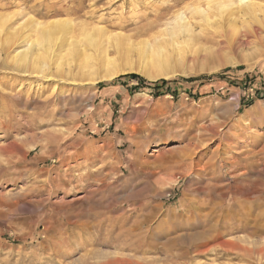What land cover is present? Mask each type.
<instances>
[{
    "label": "rangeland",
    "instance_id": "obj_1",
    "mask_svg": "<svg viewBox=\"0 0 264 264\" xmlns=\"http://www.w3.org/2000/svg\"><path fill=\"white\" fill-rule=\"evenodd\" d=\"M240 6L0 0V264H264V10ZM26 18L72 20V77L5 63Z\"/></svg>",
    "mask_w": 264,
    "mask_h": 264
},
{
    "label": "bare ground",
    "instance_id": "obj_2",
    "mask_svg": "<svg viewBox=\"0 0 264 264\" xmlns=\"http://www.w3.org/2000/svg\"><path fill=\"white\" fill-rule=\"evenodd\" d=\"M207 1H209V3H210L213 0H207ZM237 1L239 2V5H241L240 6L241 10L244 12L250 11L249 9L253 8L256 5H258L260 7V9L264 10V6L260 5V3L256 2V1H253V0H237ZM193 5H195V4H193ZM201 5L198 4L197 6H195V8H193L191 10L196 9V11H198V12L205 13L206 11H204L205 9H203V7ZM222 5H224V4H221L220 6H222ZM189 10H190V8H189ZM178 17H179V20H182V22H183L181 25V31L183 33L185 31V28H186V24H185L186 23L185 22L186 17L184 16L183 13H181ZM253 19L260 21V22H264V13L261 15L255 14V17ZM28 23H32L31 24V26L33 27L32 31H33V33H36L35 34L36 37H34L30 34H27V33L15 34L16 39H15V41H13V43L11 45L12 47L10 46L11 48H7V56H6L5 63H9L12 66H14L15 70H17L18 72L22 71V69H23L24 72L33 73L34 74L33 76H35L38 79H47V78H50V77L57 75V73L58 74H67V75L69 74L72 77V74H73L72 62L74 61V55H76V53H78V52L80 54V51L76 50L77 49L76 47H74V46H73L74 48L72 47L73 43L77 42L78 40L76 41L75 38H73L71 35H66V34L71 33L73 30V25L71 24L72 20L57 19V20L51 21L47 24H43L34 18H26L19 24V28L18 27L14 28L15 31H18L19 29L25 28V26ZM39 35H41V41L40 42H38L39 41V38H38ZM60 35L61 36L65 35V37L63 40L61 39L62 42L60 44V49H58V47L56 46L58 44H56L54 41ZM93 37L94 36L90 35L89 33L85 34V38H88L90 42L95 43L96 37L95 38H93ZM172 38H174V37L172 36ZM172 42H173V40H172ZM171 44H174V43H171ZM0 58H1V54H0ZM258 60L259 59H256V60L250 59L248 64H251V66H253L252 64L255 65V63ZM105 71H106V73H110L107 70H105ZM74 74H77V73H74ZM83 74H84V72H83ZM106 75L107 74H104V76H106ZM40 81H42V80H40ZM38 146H40V145H38ZM12 147L13 146H11V148ZM19 149L20 148H18V150ZM3 150L4 149L1 148L0 152H2ZM26 156H27V154H24V157H26Z\"/></svg>",
    "mask_w": 264,
    "mask_h": 264
},
{
    "label": "trees",
    "instance_id": "obj_3",
    "mask_svg": "<svg viewBox=\"0 0 264 264\" xmlns=\"http://www.w3.org/2000/svg\"><path fill=\"white\" fill-rule=\"evenodd\" d=\"M126 77L132 78V79H136L141 84H143L145 82V79L142 76L138 75V74H126V75H122V76L119 77V79H123V78H126ZM159 83H161L160 87H163L164 85H166L168 83V81L167 80H163V81H161ZM159 83H157L156 85L154 84V87L155 88H158L159 87ZM168 91H170V90L168 89Z\"/></svg>",
    "mask_w": 264,
    "mask_h": 264
}]
</instances>
